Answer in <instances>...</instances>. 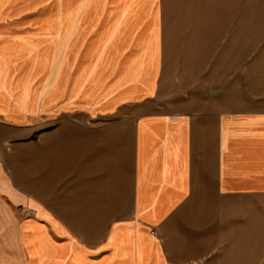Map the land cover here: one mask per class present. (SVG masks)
<instances>
[{"label": "crops", "instance_id": "crops-1", "mask_svg": "<svg viewBox=\"0 0 264 264\" xmlns=\"http://www.w3.org/2000/svg\"><path fill=\"white\" fill-rule=\"evenodd\" d=\"M169 3L0 0V264H264V0Z\"/></svg>", "mask_w": 264, "mask_h": 264}, {"label": "rangeland", "instance_id": "rangeland-1", "mask_svg": "<svg viewBox=\"0 0 264 264\" xmlns=\"http://www.w3.org/2000/svg\"><path fill=\"white\" fill-rule=\"evenodd\" d=\"M173 1H175V0H173ZM164 5H165V7H167L166 9H170L169 8V6H170V3H169V0H164ZM45 6H46V4H45ZM44 6V7H45ZM24 89H23V94H24V96L25 95H28V93H27V86L24 84ZM30 120V119H29ZM7 143H11L12 141H14V139L15 138H17L18 137V135H17V133L16 132H8L7 133ZM21 137H24V138H28V137H30V133H26V135H24V136H21Z\"/></svg>", "mask_w": 264, "mask_h": 264}, {"label": "built area", "instance_id": "built-area-1", "mask_svg": "<svg viewBox=\"0 0 264 264\" xmlns=\"http://www.w3.org/2000/svg\"><path fill=\"white\" fill-rule=\"evenodd\" d=\"M32 212H33V209H31V208H23L22 209L23 215H30Z\"/></svg>", "mask_w": 264, "mask_h": 264}]
</instances>
